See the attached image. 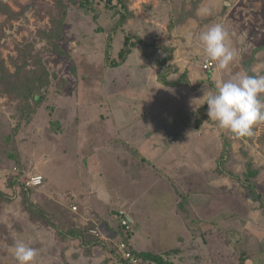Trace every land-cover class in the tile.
Instances as JSON below:
<instances>
[{"label":"rangeland","instance_id":"obj_1","mask_svg":"<svg viewBox=\"0 0 264 264\" xmlns=\"http://www.w3.org/2000/svg\"><path fill=\"white\" fill-rule=\"evenodd\" d=\"M0 1L15 13L0 16V59L51 81L31 117L0 94V191L17 188L0 203V264H16L8 250L16 239L39 250L36 264H117L120 211L132 219L136 253L177 250L166 256L176 264H264V209L248 189L264 200V122L237 139L198 100L237 74L264 75V0H128L134 16L116 34L101 4L95 20L78 0H63L60 53L46 40L59 11L53 0ZM202 6L211 14L197 15ZM213 23L227 31L235 60L205 71L198 36ZM127 35L172 51L171 70L158 63L165 51L144 47L112 68L107 53L117 59ZM162 73L178 85L163 84ZM34 175L44 183L30 188L31 211L20 191Z\"/></svg>","mask_w":264,"mask_h":264},{"label":"trees","instance_id":"obj_2","mask_svg":"<svg viewBox=\"0 0 264 264\" xmlns=\"http://www.w3.org/2000/svg\"><path fill=\"white\" fill-rule=\"evenodd\" d=\"M59 8L57 16H55L51 23V30L46 34L47 42L53 46V50L60 53L61 49L59 47L58 41L62 38V31L65 27V22L68 14V8L63 0H53ZM129 1L128 0H117L116 3L114 0H98L96 5L90 0H78V5L81 9L88 10L92 12L95 20H98L101 14L98 13L99 6L97 4H101L102 7L105 8L103 11L106 16L110 19L115 20V25L112 29V33L116 34L120 29L124 28V25L128 22L130 18H133V13L129 10ZM98 10V11H97ZM9 16L10 18L15 17V13L11 10V8L6 4L0 1V16ZM171 29L173 27L171 26ZM114 35H109L108 37V47H111L112 40ZM137 47H144L146 49L152 50L154 52L165 51L167 53L164 59H160L158 61L159 66L164 70H171L169 65H166L173 57V52L164 46H158L155 43H148L143 40L141 37L137 35H127L125 37L124 47L119 52L118 58L113 59L110 53H107V62L112 68H118L123 66L129 55L133 52V50ZM16 68L14 71H11L5 62L0 59V94L1 96H8L13 98V100L17 101L19 109L23 112H27V116L31 117L34 112H36L38 105L41 103L39 101L40 96L43 95V92L48 89L51 84V81L45 72H39V70L28 69L26 67H20L19 65H15ZM253 75V74H251ZM160 80L165 85L177 86V82H171L168 80L167 74L162 73L160 75ZM208 107V106H207ZM249 175L250 178H253L256 174V171L252 169L249 165ZM249 181V178L247 179ZM10 193H3L0 191V203L2 202H10L13 201L17 197L16 193V184L11 182L10 185ZM250 196L254 198L255 201L260 202L262 208L264 209V200L261 198V195L257 193L252 185L248 186ZM20 194L23 197V203L27 208L31 211L35 210L36 205L32 201V191L30 188L23 186L21 188ZM38 214V213H37ZM122 228V227H121ZM123 229V228H122ZM124 231V229H123ZM78 235V233L74 234ZM132 238V233L125 232V235L121 240L129 243ZM96 241L93 244H99L102 241L100 239H95ZM133 254L140 260V262H149L154 264H176L173 261L166 259V256H171L174 253H177V250H171L166 254H154L151 252H141L136 253L131 248ZM117 256V264H121L124 260L121 259L118 250L116 252Z\"/></svg>","mask_w":264,"mask_h":264},{"label":"clouds","instance_id":"obj_3","mask_svg":"<svg viewBox=\"0 0 264 264\" xmlns=\"http://www.w3.org/2000/svg\"><path fill=\"white\" fill-rule=\"evenodd\" d=\"M211 10L201 7L197 15H210ZM191 43L192 34L184 36ZM228 33L220 23L205 26L198 40L205 57L217 63L219 69H227L235 60V52L228 44ZM201 99L207 104L208 120L214 121L220 129L239 139L252 135L257 123L264 122V75L237 74L233 79L222 81L214 91L203 89ZM203 105V104H202ZM207 122V121H205ZM9 252L16 264H36L39 250L23 239H16L9 246Z\"/></svg>","mask_w":264,"mask_h":264},{"label":"built area","instance_id":"obj_4","mask_svg":"<svg viewBox=\"0 0 264 264\" xmlns=\"http://www.w3.org/2000/svg\"><path fill=\"white\" fill-rule=\"evenodd\" d=\"M213 67L212 61H206L204 64V70L207 71ZM44 183V179L40 175H34L30 177L26 181V187L31 189H38ZM76 209V208H75ZM120 226L124 229V231L130 232L132 230V219L129 215H127L124 211H120ZM95 236H99L96 231H93ZM118 253L122 260H124L121 264H141L140 260L133 254L129 243L121 240L118 244H116Z\"/></svg>","mask_w":264,"mask_h":264},{"label":"crops","instance_id":"obj_5","mask_svg":"<svg viewBox=\"0 0 264 264\" xmlns=\"http://www.w3.org/2000/svg\"><path fill=\"white\" fill-rule=\"evenodd\" d=\"M129 215V214H128Z\"/></svg>","mask_w":264,"mask_h":264}]
</instances>
